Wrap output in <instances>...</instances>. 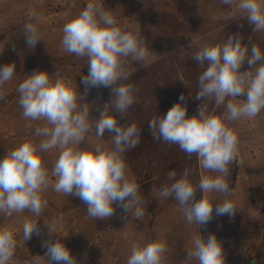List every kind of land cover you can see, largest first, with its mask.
I'll return each instance as SVG.
<instances>
[{
    "label": "rangeland",
    "instance_id": "obj_1",
    "mask_svg": "<svg viewBox=\"0 0 264 264\" xmlns=\"http://www.w3.org/2000/svg\"><path fill=\"white\" fill-rule=\"evenodd\" d=\"M89 0H0V66L14 63L15 76L2 87L0 94V159L16 148L25 139L34 138V130L43 126V121H30L22 116L19 107L17 87L27 75L34 71H47L49 75L58 72L72 83L80 84L81 95L86 86L82 83L89 68L86 58H77L61 51L64 24L77 15ZM111 12L119 24L128 31L141 32L149 52L144 61H130L126 70L132 83L135 102L123 117L117 114L121 125L136 123L141 129L140 143L124 153L128 174L136 178L140 185L145 215L141 219L132 218L114 205L112 217L92 219L87 216V205L78 197L66 196L53 190L55 178L51 169L58 158L59 150L54 148L42 154L43 163L49 170L50 184L43 193L47 207L39 217L30 212L0 214V228L7 227L16 237L15 252L9 264H48L49 240L61 239L78 264H127L123 249L130 242L117 236L113 231L117 223L145 222L146 241H166L168 251L165 264H197L187 260L191 241L199 234L207 240L215 234L223 244L226 264H264V110L254 118L228 122L238 135V155L228 165L225 177L231 194H211L214 201L230 199L236 207L233 215H217L213 205V218L206 225L189 224L181 206L173 198L159 196V191L172 183L168 173L175 171L177 178L185 169L190 171V179L199 183L203 175H208L199 166L195 155L189 156L176 144L154 140L148 122L167 111L183 95L187 104V115L197 114L201 101L195 99L198 92V76L204 70L192 58L205 45L223 43L232 34L243 37V43L251 48L257 44L264 49V32L253 31L243 14L229 11L221 0H99ZM39 14L38 29L43 40L34 48L26 44L23 26L37 23L29 20V14ZM154 53V54H153ZM156 54V55H155ZM259 64V62H257ZM249 70L247 61L241 71ZM55 78V77H53ZM183 83H182V82ZM113 98L111 88L92 87L84 97L89 103L90 123L95 125L103 106ZM243 99V97L239 98ZM83 104L84 101L80 100ZM215 108L216 114L225 111L224 106ZM115 114V113H114ZM39 139L37 138V143ZM101 145L111 148L112 136L105 133L96 137L94 131L87 134L82 148ZM214 175V174H213ZM201 191L196 198L200 199ZM176 206V212L168 209ZM25 219L38 221L39 234L34 233L26 241L22 232ZM46 223L54 225V234L49 233ZM176 224L171 229L167 224ZM166 224V225H165ZM155 225V226H154ZM165 227V228H164ZM135 242V241H134Z\"/></svg>",
    "mask_w": 264,
    "mask_h": 264
},
{
    "label": "clouds",
    "instance_id": "obj_2",
    "mask_svg": "<svg viewBox=\"0 0 264 264\" xmlns=\"http://www.w3.org/2000/svg\"><path fill=\"white\" fill-rule=\"evenodd\" d=\"M221 3L228 5L229 11L242 13L254 26L253 31L264 32V0H221ZM29 20L37 21L23 26L26 44L34 48L43 40L38 29L39 14L31 12ZM62 33L63 51L87 60L89 71L82 79L85 93L81 95L77 84L73 86L58 72L49 75L47 71H34L19 83L16 90L23 118L44 124L35 128L33 139H25L0 159V214L11 216L28 211L35 217L41 215L47 207L43 193L51 182L42 154L56 148L59 155L51 169L55 192L78 197L87 205V216L93 220L112 217L114 205L126 216L131 213L132 218L141 219L145 209L140 185L128 174L124 159V153L140 143L141 129L136 123L119 124L117 114L123 117L132 107L137 91L132 83H123L132 75L125 65L130 61L144 65L150 50L141 39V32L134 33L121 26L99 0H89L86 7L64 24ZM192 59L204 68L198 76L195 95L202 102L197 114L187 115V104L181 95L165 115L152 118L148 127L154 140L176 144L189 156H197L200 168L209 173L194 184L188 169L179 178L171 171L168 178L172 183L159 191L160 197L175 199L186 221L199 228L212 220L214 204L220 216H231L236 211L230 199L216 202L211 194H231L225 177L228 165L238 155L239 139L228 122L251 119L264 110V49L257 44L249 49L243 37L234 33L223 43L201 47ZM245 61L249 70L241 71ZM15 67L14 63L0 66V87L13 79ZM92 87L111 88L113 94L94 126L90 123L89 103L84 100ZM3 98L0 94V99ZM80 100L84 103H79ZM213 103L224 106L225 111L217 115L215 108L209 107ZM93 131L98 138L109 133L113 146L80 147L85 136ZM198 190L202 192L200 199L196 198ZM39 220L25 219L24 241L34 233L39 234ZM46 225L49 233L54 234V225ZM191 245L187 260L226 264L223 244L215 234L205 240L198 231ZM15 246L14 233L7 227L0 228V264H9ZM44 246L48 264H78L61 239L49 240ZM167 251L166 241L133 242L127 264H165Z\"/></svg>",
    "mask_w": 264,
    "mask_h": 264
},
{
    "label": "crops",
    "instance_id": "obj_3",
    "mask_svg": "<svg viewBox=\"0 0 264 264\" xmlns=\"http://www.w3.org/2000/svg\"><path fill=\"white\" fill-rule=\"evenodd\" d=\"M61 54L63 55V57L60 58V61H62L64 59V54L65 51H61ZM55 79V78H53ZM73 86H75L77 84L78 89L80 91V84L79 83H72ZM81 93V91H80ZM168 209H170V212H176V206H171ZM166 225V224H165ZM147 225L145 224V222H137V223H117L114 227H113V231L117 230H126L127 232H119L117 233V236H120L121 239L123 240H129L130 242L126 245V248L123 249V255H124V261L127 263V260L130 256V250H131V244L135 241H139V242H146V239L150 238H146V233H145V229H150V227H146ZM155 226V225H154ZM166 226L171 227V229H178L180 227H177L178 225L176 224H167ZM165 228V227H164Z\"/></svg>",
    "mask_w": 264,
    "mask_h": 264
}]
</instances>
